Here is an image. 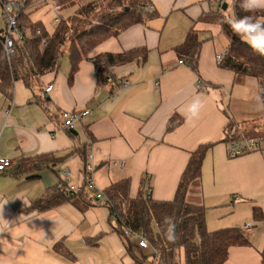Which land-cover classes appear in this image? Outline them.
Returning a JSON list of instances; mask_svg holds the SVG:
<instances>
[{
	"label": "crops",
	"instance_id": "obj_1",
	"mask_svg": "<svg viewBox=\"0 0 264 264\" xmlns=\"http://www.w3.org/2000/svg\"><path fill=\"white\" fill-rule=\"evenodd\" d=\"M149 1L158 13L156 19L128 28L88 56L147 50L142 65L134 61L109 68L117 81L112 91L97 85L89 59L79 63L71 85L67 83L69 62L62 60L57 71L40 76L30 89L18 81L9 97L0 91V157L12 163V168L0 173V264H134L124 240L112 230L114 223L104 202L85 188L81 157L70 155L77 144L86 146L85 174L97 190L129 179L131 198L143 182L151 190L149 198L157 201L173 198L190 153L211 144L200 179L206 228L209 232L237 228L249 241L246 247L230 248L224 264H264V155L229 158L223 141L230 121L234 123L230 136L246 138L240 122H250L249 138L264 136L257 81L238 80L217 66V56L228 49L216 22L219 0ZM45 5L57 13L54 27H45L49 33L57 19L67 18L77 6L58 7L51 0H38L29 12ZM190 29L201 44L197 74L179 64L173 51ZM49 85L52 89L46 94ZM196 98L201 108L189 122L183 112ZM82 109L89 110L83 123L64 130L61 113ZM171 115L180 116L182 123L166 133ZM44 154L62 161L15 175L20 160ZM119 162L124 166L119 167ZM64 177L76 188L72 195L82 196L49 210L30 209L34 200ZM253 208L262 212L260 221L253 219ZM246 225L248 230L243 229ZM99 235L95 246L87 243ZM59 241L74 260L53 251ZM138 250L134 251L137 257L152 254L150 249Z\"/></svg>",
	"mask_w": 264,
	"mask_h": 264
},
{
	"label": "trees",
	"instance_id": "obj_2",
	"mask_svg": "<svg viewBox=\"0 0 264 264\" xmlns=\"http://www.w3.org/2000/svg\"><path fill=\"white\" fill-rule=\"evenodd\" d=\"M38 0H21V10L17 15V29L23 35L22 40L14 41V52L6 55L3 47L5 33V18L0 10V91L9 97L13 84L22 82L30 89L38 78L47 72L57 71L59 59L65 55L69 62L67 83L71 85L81 61L89 59L93 49L108 39L117 37L134 25H143L156 19L158 13L149 0H51L55 6L62 7L71 1L77 2L76 10L67 18L58 19L53 32L49 33L41 22L30 19V7ZM225 1L220 5V14L216 17L222 34L228 42V49L217 66L230 71L236 79L242 77L253 78L257 81L258 97L264 108V56L255 53L241 39L235 36L227 23L230 18L246 15L241 7L240 0ZM226 7V8H225ZM225 8V9H224ZM228 13H230L228 15ZM256 19L264 21V9L251 13ZM201 44L197 33L190 29L184 41L174 48L178 61L197 74ZM147 50L135 48L119 54L104 53L90 58L96 70V83L100 87L112 91L117 81L109 73V68L122 66L137 61L145 63ZM182 123V118L171 115L165 125V132L175 130ZM234 123L230 121L224 143L227 145L241 140L242 135L230 136ZM92 141V140H91ZM212 148L211 144L200 145L193 150L185 168L179 178L174 196L170 201H157L147 196L142 182L134 198L129 196L130 181L122 179L102 190L105 197L104 206L113 220V232L124 240L125 250L134 264H224L228 260L229 249L232 247H246L249 241L242 231L237 228L223 229L209 232L205 224L206 208L201 202V167L206 153ZM77 154L83 162V176L86 165V146H75L70 155ZM62 159L53 154L37 155L20 160L15 175H24L29 172L51 168ZM47 189L44 194L34 200L31 210H49L74 199L68 187L62 183ZM85 185V180H84ZM198 187L199 199L196 195L195 203L188 202V194L193 186ZM255 221L262 219V212L258 208L252 209ZM166 218L175 224V239H166L164 231ZM122 228L143 234L155 250V254L144 255L138 250L139 257L135 256L136 245L122 233ZM101 235L87 243L95 246ZM53 251L66 258L74 260L62 242L53 246Z\"/></svg>",
	"mask_w": 264,
	"mask_h": 264
},
{
	"label": "built area",
	"instance_id": "obj_3",
	"mask_svg": "<svg viewBox=\"0 0 264 264\" xmlns=\"http://www.w3.org/2000/svg\"><path fill=\"white\" fill-rule=\"evenodd\" d=\"M228 0H219V5H222L223 2ZM21 2L19 0H0V10L4 14L5 18V33L3 37V47L6 55H11L14 52V41L15 40H22L23 35L20 31L17 29V15L18 12L21 10ZM58 19L56 20V22ZM218 57V56H217ZM217 60H221L218 59ZM179 64L181 62L179 61ZM198 88V87H197ZM52 89V86L49 85L45 88V93L48 94L50 90ZM89 114L88 109H82V110H71V111H63L61 113V120H62V128L66 131H71L74 129L75 125L82 124L85 117ZM227 155L229 158H237L239 156H243L250 153H259L264 155V136L259 137H252V138H241V140L234 141L232 143H229L226 148ZM119 167H123L124 163L119 162ZM12 168V163L10 160L6 158L0 157V173ZM85 180V188L88 190L94 191L95 196L97 199L102 200L105 202L104 195L95 188V185L92 181V178L87 174L84 178ZM62 183L65 184L68 187V190L70 192H74L76 188L73 185L68 184V179L63 178L61 181V184L58 186L60 189L63 188ZM147 196L150 193V188L147 187ZM250 228L249 225H246L243 227L244 230H248ZM122 233L127 238H130L134 241L136 246L140 250H151L152 254H155V250H153L150 245L148 244L145 236L143 234L132 232L126 228H122ZM153 260L152 264H155V259Z\"/></svg>",
	"mask_w": 264,
	"mask_h": 264
},
{
	"label": "clouds",
	"instance_id": "obj_4",
	"mask_svg": "<svg viewBox=\"0 0 264 264\" xmlns=\"http://www.w3.org/2000/svg\"><path fill=\"white\" fill-rule=\"evenodd\" d=\"M240 7L246 15L237 16L227 20L232 33L239 37L255 53L264 56V21L255 18L251 13L264 9V0H240ZM223 58V53L217 57ZM201 101L196 98L190 103L183 115L185 119L191 122L199 114ZM167 240L172 241L175 237V224L170 218H166V227L164 231Z\"/></svg>",
	"mask_w": 264,
	"mask_h": 264
},
{
	"label": "rangeland",
	"instance_id": "obj_5",
	"mask_svg": "<svg viewBox=\"0 0 264 264\" xmlns=\"http://www.w3.org/2000/svg\"><path fill=\"white\" fill-rule=\"evenodd\" d=\"M72 4L77 5V2L71 1L66 6L69 7ZM77 6H76V8H77ZM31 15H32V20L33 21L41 20V22L45 25L46 29L47 30H51L54 27V24H55L54 23V17L57 15V13H55V10L52 8L51 5H50V7L45 5V6L41 7V8H39L38 10L32 11ZM0 26H1V24H0ZM59 60L60 61H62V60L67 61V57L63 55V57H61ZM223 108H224V111L227 114H229V110L226 108V106H223ZM60 117H61V115H60ZM249 123L250 122H245V123L240 122L239 123V127L245 133V137L246 138H249L248 133L251 130V128H250L251 125H249ZM198 191L199 190H198V187L196 185L191 188L190 193L188 194V198H189L188 202L195 203L196 200H194V199H195L196 195L198 196ZM192 196H195V197L192 198Z\"/></svg>",
	"mask_w": 264,
	"mask_h": 264
},
{
	"label": "water",
	"instance_id": "obj_6",
	"mask_svg": "<svg viewBox=\"0 0 264 264\" xmlns=\"http://www.w3.org/2000/svg\"><path fill=\"white\" fill-rule=\"evenodd\" d=\"M225 8H226V7H225ZM225 8H224V9H225Z\"/></svg>",
	"mask_w": 264,
	"mask_h": 264
}]
</instances>
